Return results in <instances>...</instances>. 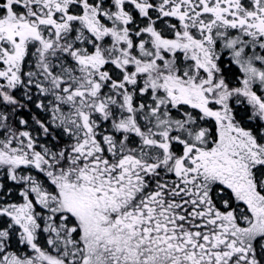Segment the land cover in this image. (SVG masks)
<instances>
[{"label":"snow or ice","instance_id":"obj_1","mask_svg":"<svg viewBox=\"0 0 264 264\" xmlns=\"http://www.w3.org/2000/svg\"><path fill=\"white\" fill-rule=\"evenodd\" d=\"M0 264H264V0H0Z\"/></svg>","mask_w":264,"mask_h":264}]
</instances>
